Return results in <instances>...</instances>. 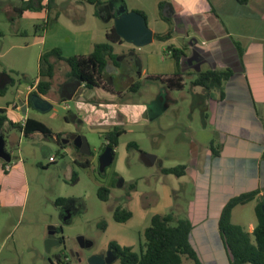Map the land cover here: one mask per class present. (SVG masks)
I'll return each instance as SVG.
<instances>
[{"label":"rangeland","instance_id":"374dc122","mask_svg":"<svg viewBox=\"0 0 264 264\" xmlns=\"http://www.w3.org/2000/svg\"><path fill=\"white\" fill-rule=\"evenodd\" d=\"M100 1L103 4L96 7L85 0H53L50 13L20 15L17 9L23 5L22 0H0V80L10 78L7 93L0 96V108L10 121H16L11 106L21 86H32L39 78L43 53L59 48L65 58L88 56L96 44L107 42V34L115 26L114 7L109 0ZM251 1L254 8L247 9L244 16L223 14L221 18L236 36L257 34L264 38V21L255 16L256 6L261 7L264 0ZM158 2L124 1L129 11L147 14L148 27L155 34L165 35L171 24L162 20ZM48 20L50 25L45 31L37 30V25ZM244 37L238 38L245 41ZM114 50L120 67L109 63L104 87H100L105 93L99 100L116 105L111 113L115 123L91 122L88 112L80 116L77 99L62 100L60 89L68 82L71 69L66 62L54 59L56 72L49 95L52 109L45 113L32 106L28 109V116L45 123L54 135L26 137L19 129L6 127L4 137L12 155L11 165L23 164L25 184L19 204L0 206V264H88L111 242L139 252L144 231L157 214L190 220L197 229L192 242L200 257L205 251L207 263L221 262L214 220L232 197L258 187L251 178L257 160L223 157L210 161L212 144L223 146L222 131L201 95L203 89L192 85L197 73L185 77L181 90H170L162 82L172 75L175 64L168 44L158 39L145 47L124 42L115 44ZM137 83L139 89L132 91ZM132 107L136 114L130 110ZM257 107L264 123V103ZM21 116L25 118L23 112ZM115 126L124 129L125 134L119 139L113 164L102 175L99 159L107 143L104 135ZM72 135L87 139L91 155L82 154L74 140L63 144ZM133 143L138 147L130 148ZM144 155L152 157L151 163L144 160ZM86 163L90 166L84 167ZM180 165L188 169L183 177L163 172ZM260 170L259 186L264 188V161ZM198 171L208 174L204 179H209V188L207 179L199 190L195 176ZM101 187L110 191L108 201L99 197ZM201 195L203 199L208 195L211 204L205 234L212 247L204 250L198 246L203 233L195 224L193 212ZM59 198L67 200L63 206L56 205ZM257 204L254 200L235 208L232 222L252 232L257 223ZM118 208L131 211L133 217L125 223L117 222L114 213ZM55 227L63 230L65 247H54L48 253L46 240L53 236ZM80 237L93 246L82 249ZM208 250L215 253L210 255ZM222 262L227 264L225 257ZM184 264L194 261L184 259Z\"/></svg>","mask_w":264,"mask_h":264},{"label":"crops","instance_id":"0c3cea01","mask_svg":"<svg viewBox=\"0 0 264 264\" xmlns=\"http://www.w3.org/2000/svg\"><path fill=\"white\" fill-rule=\"evenodd\" d=\"M46 3L47 0H44L43 4ZM161 6L163 7L162 9ZM253 6L251 0H159L158 2V7L163 12L162 20L171 24L169 32L172 31V37L167 41H163V43L168 44V48L169 46H174L185 49L186 57L181 63L180 72L183 84H185V77H190L194 73L198 75L208 70L223 71L227 69H231L234 72L232 78L224 84L226 96L223 100L220 99V93L217 91H207L199 87L203 89V92L200 93L204 96L206 103L209 104L207 108L209 110L212 108L215 113L214 119L218 122L223 135V146H219L220 156L215 157L212 150H210V161H213V159L222 160L223 157H228L231 160H257V169L251 173V178L254 181L256 180L258 187L255 189H258L260 188L259 182L262 179L260 167L264 161L262 158L264 153V123L257 107L258 104L264 103V38L257 34H249L247 35L248 37L243 35L236 36L221 18L223 14L242 17L244 12ZM255 9H257L255 10V16L261 17L264 21V3L261 7L256 6ZM43 11L49 13L47 10ZM28 12L32 11H26L24 14ZM143 13L147 17V14ZM238 37H244L246 40H240ZM169 55L172 57L170 52ZM176 72L177 68L176 64H174L172 75L164 79L172 78ZM195 79L192 80V83ZM38 81L32 86L30 84L21 86L17 92V100L11 106L15 111L13 117L16 118L13 123L23 125L27 118H33L28 116V109L30 107L31 94L36 91L34 89H36ZM67 81H70V79ZM9 83L8 80L3 85L1 84L0 90L7 88ZM82 87L84 88V85ZM96 89L94 91L86 89L82 93H80V90L77 92L74 99H77V108L80 110V116H82L83 111H86L91 122L115 123L111 118V113L115 112L116 105L99 100L104 96L105 91L102 88ZM51 91L45 96L39 95L51 103L52 100L49 99ZM215 94H219L218 97ZM125 109L128 110L127 107ZM130 110L134 113L136 111L134 107L130 108ZM22 112L25 118L21 116ZM3 162L0 160V206L11 208L22 200V187L25 184L24 166L22 163L12 165L11 170L5 172L2 169ZM195 167H197V164ZM209 168L210 166H207V170ZM195 176L198 188L201 190L202 184L208 179L205 180L204 178L208 174L198 171ZM262 181L264 185V180ZM207 183L209 188V179ZM240 194L242 193L237 195ZM203 197V195L199 197L201 201H199L193 211L197 221L195 224L198 223L200 225L199 232L203 233L202 235L199 234L198 241V246L202 250H204V247H212L211 240L205 234V230L207 231L209 225L206 220L208 219L211 204L208 195L204 199ZM220 215L221 213L219 212L214 223H216L215 229L218 231L220 238L221 262L223 257H225L227 264H229V257L218 229ZM208 221L210 222V220ZM194 227L193 233L197 231L195 225ZM214 253V251L210 250L208 254L213 255ZM216 256L219 259L221 257L219 254ZM205 257L207 258V252L203 251L201 260L204 261V264H209ZM216 263L220 264L219 262Z\"/></svg>","mask_w":264,"mask_h":264},{"label":"trees","instance_id":"16d2710c","mask_svg":"<svg viewBox=\"0 0 264 264\" xmlns=\"http://www.w3.org/2000/svg\"><path fill=\"white\" fill-rule=\"evenodd\" d=\"M23 5L17 9L20 15L26 11L40 12L47 10L50 13L53 0H22ZM86 2L101 6L100 0H85ZM125 0H109L112 3H124ZM163 7L161 6V9ZM141 13L144 17L146 15ZM98 15V14H97ZM147 19V17H146ZM50 25V20L37 25V30L45 31ZM172 37V31L165 35L155 34V39L167 41ZM125 41L117 34L115 26L107 34V42L96 44L93 51L88 56H72L65 58L59 48H54L43 53L39 61V78L36 91L31 94L47 95L53 87V79L56 72V62L54 59L64 61L70 66L68 79H77L81 81L84 87L89 91L96 88L104 87V76L110 62L116 67L118 55L115 53L114 45L122 44ZM168 51L175 61L177 72L172 78L161 79L170 90H181L184 86L183 78L180 74L181 63L186 57L185 49L169 46ZM234 72L231 69L219 71L208 70L197 75L193 81L194 86L202 87L207 91H219L220 99H224V84L229 81ZM140 84L137 83L132 87V91L139 89ZM8 88L0 90V96H4ZM65 101L64 99H62ZM30 106L31 103H30ZM7 126L19 129L24 136L28 137L36 133H41L46 137H52V130L43 122L35 118H27L25 123L16 124L9 120L6 111L0 108V135L5 136ZM125 134V130L120 127H114L113 130L107 132L104 137L105 144L102 153L106 148L114 151L119 145L120 137ZM130 148L138 147L137 144H130ZM212 153L215 157L220 156L219 147L211 146ZM262 158L264 159V153ZM12 163V162H11ZM10 163V164H11ZM6 162H3L5 165ZM86 163L84 167H89ZM164 174L183 177L187 174V166L180 165L174 168L163 169ZM77 180V179H76ZM110 191L101 187L98 191L99 197L103 201L109 200ZM264 188L242 193L232 197L222 209L219 218V234L229 257V264H264V213L262 206ZM254 200H258L255 209L257 223L253 227V231H247L243 227L232 222V215L235 208L245 205ZM65 198H59L56 201L57 206H63L66 203ZM133 217V213L127 209L118 208L114 213V218L119 223H125ZM194 225L190 220H178L173 214L160 215L152 217L150 226L144 231V241L140 244L139 252L134 251L132 247H119L122 256L121 264H184V259L194 261V264H204L197 249L192 244V233Z\"/></svg>","mask_w":264,"mask_h":264},{"label":"water","instance_id":"95a60500","mask_svg":"<svg viewBox=\"0 0 264 264\" xmlns=\"http://www.w3.org/2000/svg\"><path fill=\"white\" fill-rule=\"evenodd\" d=\"M115 30L117 34L127 43L133 44L137 47H145L153 43L155 39L154 32L148 27L147 19L137 11H129L125 3H118L115 8ZM10 78L5 77L2 80L8 81ZM1 81V80H0ZM3 83V84H4ZM1 85V84H0ZM83 83L77 79H72L65 83L60 89V96L65 100L71 101L75 98L77 92L82 87ZM32 107L42 113L48 112L52 109L53 105L44 100L39 94H35L30 98ZM74 140L81 153L84 155H91V149L86 138L78 137L75 135L70 136L68 139L63 140V144ZM144 160L151 163L152 157L144 155ZM0 160L11 163L12 155L6 149V141L4 135H0ZM100 173H104L108 167L114 162V151L111 148H106L104 153L100 156ZM122 182V181H121ZM1 188V187H0ZM264 200V198H263ZM264 213V204L262 206ZM83 237L79 238V241ZM60 242L51 238L46 240V250L51 253L52 248L58 246ZM114 260L107 262L101 260V256L94 255L88 260V264H112Z\"/></svg>","mask_w":264,"mask_h":264},{"label":"flooded vegetation","instance_id":"af4514ba","mask_svg":"<svg viewBox=\"0 0 264 264\" xmlns=\"http://www.w3.org/2000/svg\"><path fill=\"white\" fill-rule=\"evenodd\" d=\"M113 5L114 7V15H115V8L117 6L118 3H110ZM120 67V65H119ZM73 78H71L70 80H72ZM5 80H1L0 81V84H3ZM83 90H86V88L82 87L80 88V93L83 92ZM79 92V91H78ZM104 153V152H103ZM102 155V153H101ZM114 159H115V154H114ZM100 172V170H99ZM106 173V171L104 173H100L102 175H104ZM263 198H264V194H263ZM106 228V227H105ZM53 236H51V238L55 239V240H58L60 242V244L56 247L58 248H61V247H65V240H64V237H63V230L61 229V227H55L53 229ZM79 245L82 249H89L91 248L93 245L92 243H90L89 241H87L86 239H82L81 242L79 241ZM119 247H125V246H121L120 244L116 243V242H111L108 244L107 248L105 249V251H103L102 253H99L98 256H101V260L107 262L108 260H114V262L112 264H115L117 262H119L121 264V256H122V252L120 250ZM53 249V248H52ZM66 254V253H65ZM73 257L76 256V254H73ZM61 256H63L61 254ZM68 259V258H67ZM69 260V259H68Z\"/></svg>","mask_w":264,"mask_h":264},{"label":"built area","instance_id":"2783aa9c","mask_svg":"<svg viewBox=\"0 0 264 264\" xmlns=\"http://www.w3.org/2000/svg\"><path fill=\"white\" fill-rule=\"evenodd\" d=\"M31 90H32V88H31ZM50 161L55 162V159L50 158ZM11 167H12V165L10 163H6L5 165H3L2 169H3V171L8 172L11 170Z\"/></svg>","mask_w":264,"mask_h":264}]
</instances>
